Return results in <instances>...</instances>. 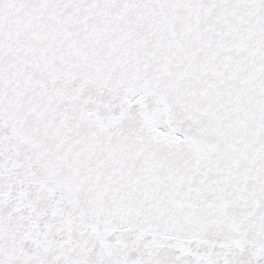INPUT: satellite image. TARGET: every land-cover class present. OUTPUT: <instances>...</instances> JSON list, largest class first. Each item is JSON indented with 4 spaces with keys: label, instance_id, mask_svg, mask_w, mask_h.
Segmentation results:
<instances>
[{
    "label": "snow or ice",
    "instance_id": "obj_1",
    "mask_svg": "<svg viewBox=\"0 0 264 264\" xmlns=\"http://www.w3.org/2000/svg\"><path fill=\"white\" fill-rule=\"evenodd\" d=\"M0 264H264V0H0Z\"/></svg>",
    "mask_w": 264,
    "mask_h": 264
}]
</instances>
